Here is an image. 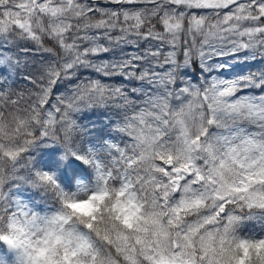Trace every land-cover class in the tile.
<instances>
[{"label": "snow or ice", "instance_id": "1", "mask_svg": "<svg viewBox=\"0 0 264 264\" xmlns=\"http://www.w3.org/2000/svg\"><path fill=\"white\" fill-rule=\"evenodd\" d=\"M0 264H264V0H0Z\"/></svg>", "mask_w": 264, "mask_h": 264}, {"label": "rangeland", "instance_id": "2", "mask_svg": "<svg viewBox=\"0 0 264 264\" xmlns=\"http://www.w3.org/2000/svg\"><path fill=\"white\" fill-rule=\"evenodd\" d=\"M37 204H38V210H41V209H45L48 206H51L52 201L49 200L47 202V204H45L44 201H41V200H39V198H37ZM254 225H255V222L254 221L253 222H250L249 227H253Z\"/></svg>", "mask_w": 264, "mask_h": 264}]
</instances>
